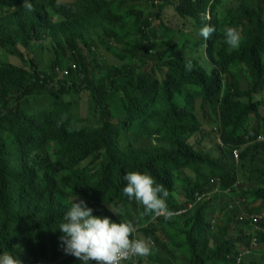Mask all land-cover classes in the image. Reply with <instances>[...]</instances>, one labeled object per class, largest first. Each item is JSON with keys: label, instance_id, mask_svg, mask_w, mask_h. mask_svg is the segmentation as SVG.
I'll return each mask as SVG.
<instances>
[{"label": "trees", "instance_id": "1", "mask_svg": "<svg viewBox=\"0 0 264 264\" xmlns=\"http://www.w3.org/2000/svg\"><path fill=\"white\" fill-rule=\"evenodd\" d=\"M23 1L0 0V48L49 40L54 60L41 74L0 63V254L23 242L31 264L57 262L64 252L59 226L77 197L115 222L135 217L139 208L134 238L153 245L151 255L134 258L138 264H238L243 255L239 264H264V219L254 222L264 209L254 205L264 200V187L246 192L239 181L240 174L264 179V141H258L264 135V0L237 6L151 0L148 11L128 0L59 7L55 0H29L34 10L28 11ZM168 6L199 32L205 25L216 32L201 36L191 55H180L190 35L158 27ZM228 27L240 32L239 47L224 42ZM102 45L117 62L96 75L85 53L96 60ZM201 48L203 60L196 56ZM85 93L87 108L80 110ZM33 94L52 101L33 110L21 103ZM211 115L223 153L218 158L203 137L193 142ZM130 171L162 183L173 214L154 218L124 195ZM63 264L83 262L68 254Z\"/></svg>", "mask_w": 264, "mask_h": 264}, {"label": "clouds", "instance_id": "2", "mask_svg": "<svg viewBox=\"0 0 264 264\" xmlns=\"http://www.w3.org/2000/svg\"><path fill=\"white\" fill-rule=\"evenodd\" d=\"M55 1L59 7L62 0ZM23 7L28 11L34 10V5L29 0H24ZM215 32V26L205 25L200 29V35L204 39H209ZM241 39V34L236 28L228 27L225 30L224 42L230 47H239ZM49 48L51 49L50 44ZM71 67L76 69L75 63ZM191 67L189 62L186 65V70H191ZM66 74L68 71H63V75ZM258 141H264L263 134L258 136ZM237 151L240 156L241 150L237 149ZM239 156L235 155L236 158ZM124 179L127 181L123 188L124 195L129 199L134 198L137 203L143 205L147 213H154V218L161 216L167 218L173 214V212L165 210L166 199L169 196L168 189L162 183H157L150 173L130 171L126 173ZM243 200L248 201L246 197H243ZM236 203L241 206L237 201ZM259 203L260 205H258ZM262 204H264V200L254 203L256 207ZM109 208L110 211L122 215L111 204ZM256 216L260 218L256 222L257 224L264 219V209L258 211ZM257 227L259 228V226ZM59 230L63 233L60 240L64 245L65 253L82 260L83 264H89L90 261H95L96 264H138L134 260L135 257H148L152 253V241L143 237L134 238L137 226L133 220L122 219L121 222H115L109 216L94 215L93 208L89 207L83 199L77 202V197L71 202V207L65 213ZM253 247L257 248L258 246L254 244ZM242 261L238 257V264ZM0 264H24V261L19 258L16 252H4L0 254Z\"/></svg>", "mask_w": 264, "mask_h": 264}, {"label": "rangeland", "instance_id": "3", "mask_svg": "<svg viewBox=\"0 0 264 264\" xmlns=\"http://www.w3.org/2000/svg\"><path fill=\"white\" fill-rule=\"evenodd\" d=\"M75 0H62L61 4H69L74 2ZM151 0H128V3L132 6H134L137 10H143L148 11L150 10L151 6ZM177 1V4L180 0H174ZM230 2L233 3V5L237 6L240 4V0H230ZM253 2H257V0H253ZM24 3V1H23ZM179 3L178 5H181ZM225 7L224 4L220 5L218 8L223 9ZM159 23V21H157ZM164 27V29L168 28L171 31H178L179 33L188 34L190 35L191 43H189V48L185 51H180V55L189 56L192 53V46L195 42H197L201 35L198 29L192 24L190 21H183L182 18L178 16L175 6L171 8V6H168L164 9L162 15H161V21L158 27ZM161 33V32H160ZM90 38H94L93 36H90ZM112 45V43H111ZM83 48V47H82ZM84 49V48H83ZM98 49V55L97 59L94 60L93 58H90L89 54L84 49L85 53V61L86 64H90L91 62H95V66L93 63H91L89 66L90 72H94L96 75H98L101 71H103V68L105 69L106 65L108 64H114L117 62L116 57L114 56L112 51H108L103 45ZM197 57H200L201 60L205 58L204 49L201 48L199 53H196ZM54 60V54L49 48V40H41V39H33L31 45H29L28 49H24L19 46H11L8 51L3 50L0 48V63L2 62H11L14 65L19 66H27L31 72H36L38 74L45 73V71L49 70ZM106 64H105V63ZM206 66V65H204ZM48 73V72H47ZM62 75V74H61ZM232 82V80H231ZM80 84H82V81L80 80ZM87 100L88 95L85 93L83 94L81 100H80V110H85L87 108ZM52 99L50 96H44V95H37L33 94L31 96H28L24 98L21 103L24 105L28 104V107L31 109H39L45 106H49ZM262 111H264V107L262 108ZM82 117H85L86 114L83 113L81 115ZM255 119L250 118L248 121V124L250 127L254 126ZM211 134V135H204V134ZM203 137L205 142L208 144L209 150H212V153L216 156V158L223 156V153L221 150H217L216 143L220 141V137L218 135L217 131V124L215 122V117L211 115L205 117V126L203 127V130L201 133L193 136V142H196L197 139ZM242 151H240L241 154ZM237 159V158H236ZM240 159V158H239ZM261 159V158H260ZM224 163L226 164V160H224ZM264 164V162L262 163ZM240 185L243 189L246 190V192L252 190L264 187V179H260L257 176L252 177H246L245 175L240 174ZM181 199H184L181 197ZM219 201V199L215 200V205L213 206L214 209H216V204ZM114 208V205L112 203L106 202L105 206L108 210H110L109 205ZM260 205V203L258 204ZM116 209V208H115ZM117 210V209H116ZM166 210V209H165ZM164 210V211H165ZM144 211V210H143ZM118 215V214H117ZM142 214H139V208L137 209V215L131 220L133 222L135 221H141ZM123 219V217H122ZM157 228L159 227L158 224ZM170 224H167V226ZM158 230H160L158 228ZM19 246V247H18ZM14 252L19 256L20 259L25 261L27 264H31L33 258L30 256V245L28 243L18 242L14 247ZM67 253L65 251L63 252L62 257L56 262V261H50V257L48 260L50 262H45L44 264H63L65 258L67 257ZM245 258V255L240 256V259L243 260ZM94 264L96 262L94 261Z\"/></svg>", "mask_w": 264, "mask_h": 264}, {"label": "built area", "instance_id": "4", "mask_svg": "<svg viewBox=\"0 0 264 264\" xmlns=\"http://www.w3.org/2000/svg\"><path fill=\"white\" fill-rule=\"evenodd\" d=\"M65 73H67V72H65ZM235 155H236V156H239V151L236 150V151H235ZM259 219H260V218H259L258 216H254V222H255V223L258 222Z\"/></svg>", "mask_w": 264, "mask_h": 264}]
</instances>
